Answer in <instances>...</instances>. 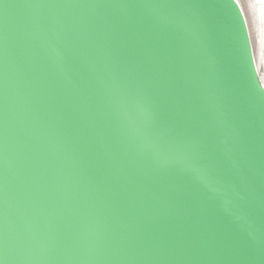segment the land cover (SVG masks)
Instances as JSON below:
<instances>
[{
    "label": "water",
    "instance_id": "95a60500",
    "mask_svg": "<svg viewBox=\"0 0 264 264\" xmlns=\"http://www.w3.org/2000/svg\"><path fill=\"white\" fill-rule=\"evenodd\" d=\"M0 264H264L237 0H0Z\"/></svg>",
    "mask_w": 264,
    "mask_h": 264
},
{
    "label": "rangeland",
    "instance_id": "374dc122",
    "mask_svg": "<svg viewBox=\"0 0 264 264\" xmlns=\"http://www.w3.org/2000/svg\"><path fill=\"white\" fill-rule=\"evenodd\" d=\"M246 18L252 49L258 72L260 76L264 75V50L261 48L260 32L257 26L255 15L251 8L250 0H237ZM263 51V52H262Z\"/></svg>",
    "mask_w": 264,
    "mask_h": 264
},
{
    "label": "bare ground",
    "instance_id": "6f19581e",
    "mask_svg": "<svg viewBox=\"0 0 264 264\" xmlns=\"http://www.w3.org/2000/svg\"><path fill=\"white\" fill-rule=\"evenodd\" d=\"M250 4L260 32L261 48L264 50V0H250ZM261 78L264 84V75Z\"/></svg>",
    "mask_w": 264,
    "mask_h": 264
}]
</instances>
